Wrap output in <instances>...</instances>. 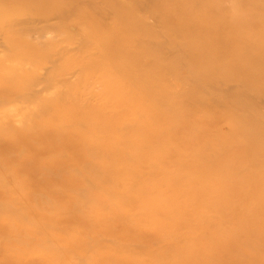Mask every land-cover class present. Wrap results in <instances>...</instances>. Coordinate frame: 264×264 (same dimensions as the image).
Segmentation results:
<instances>
[{
  "label": "rangeland",
  "instance_id": "374dc122",
  "mask_svg": "<svg viewBox=\"0 0 264 264\" xmlns=\"http://www.w3.org/2000/svg\"><path fill=\"white\" fill-rule=\"evenodd\" d=\"M0 66V264H264V0H0Z\"/></svg>",
  "mask_w": 264,
  "mask_h": 264
},
{
  "label": "bare ground",
  "instance_id": "6f19581e",
  "mask_svg": "<svg viewBox=\"0 0 264 264\" xmlns=\"http://www.w3.org/2000/svg\"><path fill=\"white\" fill-rule=\"evenodd\" d=\"M118 4V3H117ZM156 9H157V6L155 5L154 6ZM158 10V9H157ZM116 17H120V16H116ZM121 18V17H120ZM126 18V17H125ZM13 25V24H12ZM171 27H173L174 29H179V26L178 25H176V24H171L170 25ZM73 28V27H72ZM192 56H193V58H197V57H204L205 59L207 58L206 57V53H195V52H192ZM203 58V59H204ZM1 67V66H0ZM2 69V68H1ZM183 71V70H182ZM219 73V71H216V72H214V73H212V75L213 76H216L217 74ZM228 76V75H227ZM16 200V199H15Z\"/></svg>",
  "mask_w": 264,
  "mask_h": 264
}]
</instances>
